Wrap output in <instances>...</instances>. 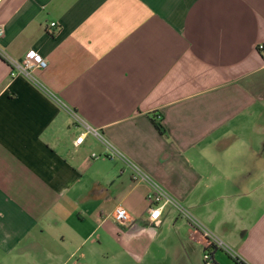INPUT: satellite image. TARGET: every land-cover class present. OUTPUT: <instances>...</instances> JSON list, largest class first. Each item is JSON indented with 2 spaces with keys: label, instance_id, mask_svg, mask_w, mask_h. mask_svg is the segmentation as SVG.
I'll return each instance as SVG.
<instances>
[{
  "label": "crops",
  "instance_id": "0c3cea01",
  "mask_svg": "<svg viewBox=\"0 0 264 264\" xmlns=\"http://www.w3.org/2000/svg\"><path fill=\"white\" fill-rule=\"evenodd\" d=\"M0 24L47 62L0 56V264H264V0H0ZM71 111L229 251L171 205L150 223Z\"/></svg>",
  "mask_w": 264,
  "mask_h": 264
},
{
  "label": "built area",
  "instance_id": "2783aa9c",
  "mask_svg": "<svg viewBox=\"0 0 264 264\" xmlns=\"http://www.w3.org/2000/svg\"><path fill=\"white\" fill-rule=\"evenodd\" d=\"M51 26H54L55 23L51 22ZM4 33V26L0 24V38ZM259 49L263 48V45H258ZM0 56L7 62L9 66L10 76L22 75L26 78L33 79V70L36 68H45L47 62L44 58L35 51L27 53L23 58L16 59L5 52L0 48ZM71 114L74 118L76 124L82 126L85 129V132L93 134L105 145V156L107 157H119L125 166L129 169L131 177L134 181L145 182L149 186V192L147 193L146 199L148 202V221L150 223L155 222L161 216L163 208L167 205H171L177 209V211L185 216L188 221L199 229L203 236L206 238L209 244H214L216 247L222 248L226 251H229L228 246L222 242L213 232L201 224L193 215H191L185 208H183L179 202H177L165 189L153 181L149 175L136 165L133 161L121 154L117 148L109 144L102 134L95 128L89 126L85 121L79 118L74 112L71 111ZM84 138V134L81 133L76 137L75 143H81ZM93 157H98L97 154H92ZM114 220L121 225H128L132 222L131 215L129 211L123 205H117L113 212ZM208 257V256H207ZM207 264H211L210 258L206 261Z\"/></svg>",
  "mask_w": 264,
  "mask_h": 264
},
{
  "label": "trees",
  "instance_id": "16d2710c",
  "mask_svg": "<svg viewBox=\"0 0 264 264\" xmlns=\"http://www.w3.org/2000/svg\"><path fill=\"white\" fill-rule=\"evenodd\" d=\"M157 127L160 129L161 128V126L160 125H157Z\"/></svg>",
  "mask_w": 264,
  "mask_h": 264
}]
</instances>
